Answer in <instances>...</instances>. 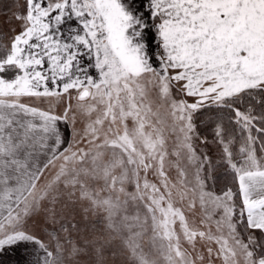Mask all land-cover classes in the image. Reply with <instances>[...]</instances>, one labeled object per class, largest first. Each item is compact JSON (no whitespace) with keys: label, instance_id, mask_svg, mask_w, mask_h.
<instances>
[{"label":"snow or ice","instance_id":"snow-or-ice-1","mask_svg":"<svg viewBox=\"0 0 264 264\" xmlns=\"http://www.w3.org/2000/svg\"><path fill=\"white\" fill-rule=\"evenodd\" d=\"M0 264H264V0H0Z\"/></svg>","mask_w":264,"mask_h":264}]
</instances>
